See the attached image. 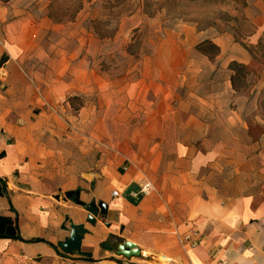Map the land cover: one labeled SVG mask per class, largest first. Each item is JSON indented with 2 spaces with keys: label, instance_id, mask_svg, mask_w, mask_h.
<instances>
[{
  "label": "rangeland",
  "instance_id": "rangeland-1",
  "mask_svg": "<svg viewBox=\"0 0 264 264\" xmlns=\"http://www.w3.org/2000/svg\"><path fill=\"white\" fill-rule=\"evenodd\" d=\"M247 5L0 0L1 57L15 52L38 99L26 119L39 110L58 116L57 132L43 128L42 138L49 166L75 198L83 191L88 199L95 178L115 161L135 167L139 182L151 180L150 192L187 195L196 183L181 157L204 140L227 143L228 157L201 173L221 180L225 192L235 184L249 195L264 190V31L257 47L245 46ZM9 24L20 34L10 36ZM208 41L244 48L246 73L229 69L231 48ZM186 111L204 128L190 126Z\"/></svg>",
  "mask_w": 264,
  "mask_h": 264
},
{
  "label": "crops",
  "instance_id": "crops-1",
  "mask_svg": "<svg viewBox=\"0 0 264 264\" xmlns=\"http://www.w3.org/2000/svg\"><path fill=\"white\" fill-rule=\"evenodd\" d=\"M247 4L245 17L252 29L246 41L256 44L264 31V0ZM20 32L9 30L10 36ZM216 44L233 50L229 62L249 63L251 56L244 48ZM8 52L2 58L0 48V191L5 192L0 194V215L12 219L21 239L0 238V264H165L159 256L166 264H264V190L249 195L235 184L225 192L221 180L200 172L228 157L223 141L204 140L185 148L181 161L196 186L180 197L156 190L132 203L123 192L139 183L136 168L124 170L117 161L106 164L89 198L79 191L80 200L107 205L106 214L97 215L94 224L88 222L85 206L63 196L70 187L60 181L59 169L49 166L43 128L57 132L58 116L39 110L34 119H26L38 99L21 61ZM227 86L231 87L230 76ZM185 115L190 126L204 128L193 114ZM113 190L118 194L112 195ZM66 216L87 229L79 250L72 253L58 247L68 235L61 228ZM127 240L139 247V255L117 253V245ZM85 252L94 260H86Z\"/></svg>",
  "mask_w": 264,
  "mask_h": 264
},
{
  "label": "water",
  "instance_id": "water-1",
  "mask_svg": "<svg viewBox=\"0 0 264 264\" xmlns=\"http://www.w3.org/2000/svg\"><path fill=\"white\" fill-rule=\"evenodd\" d=\"M72 194V191H67L65 196L70 197ZM123 196L128 201L137 203L141 199L142 194L139 191V186L133 183L124 190ZM74 200L76 203L85 206L88 211L86 220L91 224L95 223V217L97 215L106 214L107 205L104 202L100 201L96 203L94 199H91L89 202L85 203L84 201L75 197ZM65 222H68V226L65 225ZM61 228L68 230V235L64 240L58 242L59 249L65 253L78 251L81 239L84 233L87 232V229L82 223H74L72 219L68 218L67 216L65 217L64 222L61 224ZM14 234L15 228L12 223V219L7 216L0 215V238L10 237ZM117 253L125 257L137 256L140 253V249L134 242L127 240L117 245Z\"/></svg>",
  "mask_w": 264,
  "mask_h": 264
},
{
  "label": "trees",
  "instance_id": "trees-1",
  "mask_svg": "<svg viewBox=\"0 0 264 264\" xmlns=\"http://www.w3.org/2000/svg\"><path fill=\"white\" fill-rule=\"evenodd\" d=\"M259 41L260 39L258 40V42L256 44H252V43H248L247 45H245L247 48H255L257 47V44H259ZM209 44L210 47L212 48H216L218 49V47L214 44V43H211L210 41L207 42ZM228 67L229 69H235V71L237 72L238 75L242 74L244 75L246 73L245 69H246V64L244 63H241V62H237V61H231L229 64H228ZM236 79V76L235 74H231L230 75V81H231V85H234V81ZM1 192L4 194V190L1 189ZM11 238H14V239H21V237L18 235V234H14L12 236H10ZM102 247H104V244H101ZM85 257L86 260H94V258L91 256V253L89 252H85V253H82Z\"/></svg>",
  "mask_w": 264,
  "mask_h": 264
},
{
  "label": "built area",
  "instance_id": "built-area-1",
  "mask_svg": "<svg viewBox=\"0 0 264 264\" xmlns=\"http://www.w3.org/2000/svg\"><path fill=\"white\" fill-rule=\"evenodd\" d=\"M137 185L139 186V191L141 194L149 193L154 188V185L151 180H143L137 183ZM117 194H118L117 190L112 191V195L115 196Z\"/></svg>",
  "mask_w": 264,
  "mask_h": 264
},
{
  "label": "flooded vegetation",
  "instance_id": "flooded-vegetation-1",
  "mask_svg": "<svg viewBox=\"0 0 264 264\" xmlns=\"http://www.w3.org/2000/svg\"><path fill=\"white\" fill-rule=\"evenodd\" d=\"M72 197L74 198V196L72 195Z\"/></svg>",
  "mask_w": 264,
  "mask_h": 264
},
{
  "label": "bare ground",
  "instance_id": "bare-ground-1",
  "mask_svg": "<svg viewBox=\"0 0 264 264\" xmlns=\"http://www.w3.org/2000/svg\"><path fill=\"white\" fill-rule=\"evenodd\" d=\"M144 253H146V252H144Z\"/></svg>",
  "mask_w": 264,
  "mask_h": 264
}]
</instances>
